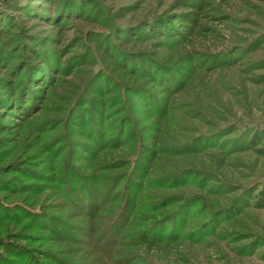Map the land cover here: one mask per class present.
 Segmentation results:
<instances>
[{
  "label": "rangeland",
  "instance_id": "1",
  "mask_svg": "<svg viewBox=\"0 0 264 264\" xmlns=\"http://www.w3.org/2000/svg\"><path fill=\"white\" fill-rule=\"evenodd\" d=\"M0 264H264V0H0Z\"/></svg>",
  "mask_w": 264,
  "mask_h": 264
}]
</instances>
